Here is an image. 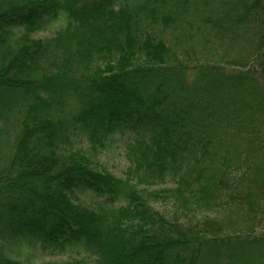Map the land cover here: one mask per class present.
I'll list each match as a JSON object with an SVG mask.
<instances>
[{
	"label": "trees",
	"instance_id": "trees-1",
	"mask_svg": "<svg viewBox=\"0 0 264 264\" xmlns=\"http://www.w3.org/2000/svg\"><path fill=\"white\" fill-rule=\"evenodd\" d=\"M37 251L264 264V0H0V264Z\"/></svg>",
	"mask_w": 264,
	"mask_h": 264
},
{
	"label": "rangeland",
	"instance_id": "rangeland-1",
	"mask_svg": "<svg viewBox=\"0 0 264 264\" xmlns=\"http://www.w3.org/2000/svg\"><path fill=\"white\" fill-rule=\"evenodd\" d=\"M51 33V28H47L45 30H39L33 33L34 37H43L49 35ZM99 161L104 169L115 174L122 175V171L125 169V165L127 164V160L124 157H121V154H111L105 155L102 154L99 157ZM158 206V204H156ZM69 260H76L81 263L93 264V257L87 256L84 253H64V254H52L47 251L42 252H34L32 257H30V261L36 264L48 263V264H63Z\"/></svg>",
	"mask_w": 264,
	"mask_h": 264
}]
</instances>
